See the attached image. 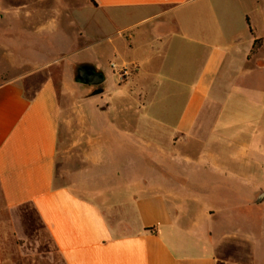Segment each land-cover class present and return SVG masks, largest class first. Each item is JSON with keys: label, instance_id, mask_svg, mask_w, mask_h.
Instances as JSON below:
<instances>
[{"label": "crops", "instance_id": "1", "mask_svg": "<svg viewBox=\"0 0 264 264\" xmlns=\"http://www.w3.org/2000/svg\"><path fill=\"white\" fill-rule=\"evenodd\" d=\"M93 1L121 24L114 59L136 68L137 95L173 103L158 116L136 112L137 135L210 133L213 161L251 193L192 208L180 205L190 193H169L146 177L140 184L142 176L123 171L122 111L84 127L69 150L74 157L82 148L84 158L66 181L58 174L63 117L55 85L45 80L27 96L22 76L0 77V201L13 229L29 209L62 264H264V188L255 187L264 155L256 161L246 144L237 152L234 138L264 124V0ZM141 141V149H163Z\"/></svg>", "mask_w": 264, "mask_h": 264}, {"label": "rangeland", "instance_id": "2", "mask_svg": "<svg viewBox=\"0 0 264 264\" xmlns=\"http://www.w3.org/2000/svg\"><path fill=\"white\" fill-rule=\"evenodd\" d=\"M120 27V23L98 12L90 0H0V77L22 76L27 96L45 80H51L58 91L63 117L59 177L67 181L65 176L78 168L79 158H84L82 148L74 157L69 151L73 142L81 143L84 127L91 121L97 125L103 115L122 111L118 121L128 126V138H123L121 147L123 171L131 169L133 177L142 176L140 184H146V178L154 179L161 181L169 193H190L193 199L180 205L192 208L221 207L228 200L227 193H251L228 181L223 172L226 167L213 161L210 133L198 138L194 134L184 138L161 133L152 134L151 138L137 135L136 112L158 116L162 106L167 109L173 103L168 102L170 99L151 103L137 95L139 87L130 83L136 68L128 63L118 66L114 59L113 46L122 39L117 35ZM83 65H91L105 75L102 93L94 86L75 81L76 68ZM180 104H176V111ZM205 120L202 117L201 121ZM238 130L234 133L237 152L246 144L248 155L262 161L264 124L256 134L254 130L248 135ZM143 138L160 142L163 149L147 151L137 147L135 141L143 143ZM140 160L153 164L151 169L146 170ZM257 169L253 166L252 170ZM261 176L255 187L264 188V174ZM21 218L15 231L0 201L1 264H62L32 212L27 209Z\"/></svg>", "mask_w": 264, "mask_h": 264}, {"label": "water", "instance_id": "3", "mask_svg": "<svg viewBox=\"0 0 264 264\" xmlns=\"http://www.w3.org/2000/svg\"><path fill=\"white\" fill-rule=\"evenodd\" d=\"M75 81L83 85L100 87L105 82V76L93 66L83 65L76 68ZM98 92L102 93L103 88L98 89Z\"/></svg>", "mask_w": 264, "mask_h": 264}, {"label": "trees", "instance_id": "4", "mask_svg": "<svg viewBox=\"0 0 264 264\" xmlns=\"http://www.w3.org/2000/svg\"><path fill=\"white\" fill-rule=\"evenodd\" d=\"M90 2L92 3L93 6H96L93 0H90ZM258 44H259V41L255 42L254 47L256 48V46H258Z\"/></svg>", "mask_w": 264, "mask_h": 264}, {"label": "flooded vegetation", "instance_id": "5", "mask_svg": "<svg viewBox=\"0 0 264 264\" xmlns=\"http://www.w3.org/2000/svg\"><path fill=\"white\" fill-rule=\"evenodd\" d=\"M94 88H96V90H98V89H100V88H101V86H100V87H94Z\"/></svg>", "mask_w": 264, "mask_h": 264}]
</instances>
